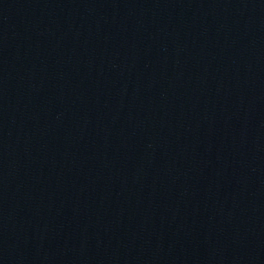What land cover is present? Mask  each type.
Wrapping results in <instances>:
<instances>
[{
    "label": "water",
    "instance_id": "water-1",
    "mask_svg": "<svg viewBox=\"0 0 264 264\" xmlns=\"http://www.w3.org/2000/svg\"><path fill=\"white\" fill-rule=\"evenodd\" d=\"M0 264H264V0H0Z\"/></svg>",
    "mask_w": 264,
    "mask_h": 264
}]
</instances>
